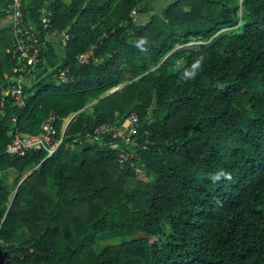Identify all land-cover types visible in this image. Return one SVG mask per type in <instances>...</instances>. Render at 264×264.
I'll list each match as a JSON object with an SVG mask.
<instances>
[{"label":"trees","instance_id":"obj_1","mask_svg":"<svg viewBox=\"0 0 264 264\" xmlns=\"http://www.w3.org/2000/svg\"><path fill=\"white\" fill-rule=\"evenodd\" d=\"M23 1L42 62L25 105L8 96L0 114L1 165L18 173L15 191L0 183V264H264V0ZM13 48L0 26V83L19 72ZM131 111L141 172L94 141L5 153L14 127L37 132L51 112L74 114L73 135ZM221 171L231 179L214 182ZM103 231L131 238L97 250Z\"/></svg>","mask_w":264,"mask_h":264},{"label":"built area","instance_id":"obj_2","mask_svg":"<svg viewBox=\"0 0 264 264\" xmlns=\"http://www.w3.org/2000/svg\"><path fill=\"white\" fill-rule=\"evenodd\" d=\"M3 12L14 33L13 57L20 64L19 72L12 77H8L5 83H0V114H5L4 106L7 97H12L19 106L25 105L23 96L26 80L37 77V68L42 62L43 41L40 35L34 30L26 20L23 0H6ZM43 13V27L50 24L52 11L47 8L46 3L40 8ZM138 7L132 9L131 15L137 19ZM51 38L52 34H48ZM70 39L69 33H64L61 41L66 44ZM204 41L193 39L184 44H177L174 50H182L185 47L193 48L200 46ZM95 45L90 46L85 51L77 55L78 61L87 63L95 54ZM68 69H62L59 77L66 79ZM74 117L62 118L56 112H51L43 121L37 132L28 133L14 127L11 130V139L7 142L5 153L15 155H25L29 151L46 152L44 159L51 156L62 144L67 147H74L77 143L100 142L117 153V161L122 168L135 169L138 172L143 170L140 165V157L148 149V144L140 137L141 116L137 111H131L120 115L114 122H103L96 125L91 130L76 134H67V128ZM15 120V118H13ZM60 122H62L60 124ZM6 170L1 165L0 155V183L5 180ZM1 207V205H0ZM10 204L6 210L0 211V243L5 242L3 237V226L6 220Z\"/></svg>","mask_w":264,"mask_h":264},{"label":"rangeland","instance_id":"obj_3","mask_svg":"<svg viewBox=\"0 0 264 264\" xmlns=\"http://www.w3.org/2000/svg\"><path fill=\"white\" fill-rule=\"evenodd\" d=\"M156 1H159V2H156V5L161 7L162 4H164L165 2V5H167L168 1H162V0H156ZM164 5V7H165ZM0 23L4 24V23H8L9 24V21L7 20V18L5 19H2L0 20ZM7 24V25H8ZM3 26H6V25H3ZM29 82V79L26 80V83ZM32 171V169H29L27 172L24 173V176H27L30 172ZM5 176V179L6 181L9 183V187L15 191L14 189V186H15V180L18 176V173L15 172V171H8V172H5L4 174ZM96 242H95V248L97 250H101L105 245L107 244H118V243H122L126 240H129L131 238V236H123V235H117V234H114V233H111L109 231H103V232H98L96 233Z\"/></svg>","mask_w":264,"mask_h":264},{"label":"clouds","instance_id":"obj_4","mask_svg":"<svg viewBox=\"0 0 264 264\" xmlns=\"http://www.w3.org/2000/svg\"><path fill=\"white\" fill-rule=\"evenodd\" d=\"M145 42H146V41L142 39V40L139 42V44H138L137 46H138V47H141V49L144 50L142 46H143V44H144ZM222 177L225 178V179H231V176L228 175V174H226V173H224L223 171H221V172L215 174L214 176H212L211 179L215 182V181L220 180Z\"/></svg>","mask_w":264,"mask_h":264},{"label":"crops","instance_id":"obj_5","mask_svg":"<svg viewBox=\"0 0 264 264\" xmlns=\"http://www.w3.org/2000/svg\"><path fill=\"white\" fill-rule=\"evenodd\" d=\"M7 24H8V23H7ZM7 24H6V23H4V24H3V23H2V24L0 23V26L7 25Z\"/></svg>","mask_w":264,"mask_h":264}]
</instances>
